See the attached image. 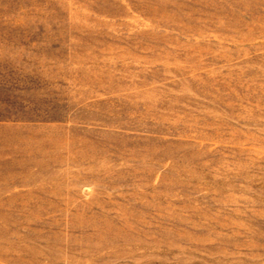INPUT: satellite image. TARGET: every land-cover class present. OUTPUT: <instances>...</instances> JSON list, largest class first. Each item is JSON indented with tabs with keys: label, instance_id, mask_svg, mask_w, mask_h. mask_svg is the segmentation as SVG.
I'll return each instance as SVG.
<instances>
[{
	"label": "rangeland",
	"instance_id": "374dc122",
	"mask_svg": "<svg viewBox=\"0 0 264 264\" xmlns=\"http://www.w3.org/2000/svg\"><path fill=\"white\" fill-rule=\"evenodd\" d=\"M0 264H264V0H0Z\"/></svg>",
	"mask_w": 264,
	"mask_h": 264
}]
</instances>
